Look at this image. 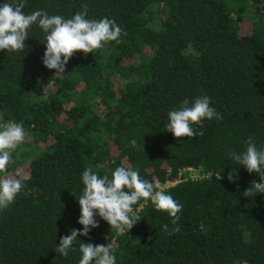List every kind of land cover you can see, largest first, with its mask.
I'll use <instances>...</instances> for the list:
<instances>
[{"label":"trees","instance_id":"1","mask_svg":"<svg viewBox=\"0 0 264 264\" xmlns=\"http://www.w3.org/2000/svg\"><path fill=\"white\" fill-rule=\"evenodd\" d=\"M85 3L87 18L123 30L119 43L76 52L59 75L42 63L37 25L24 52L0 50V122L27 133L8 166L23 187L0 211V264H79L81 242H111L116 264H264V193L243 196L260 177L229 155L249 137L264 148V0H27L23 11L71 18ZM201 95L223 119L174 138L169 111ZM118 166L160 185L182 171L164 187L182 205L179 221L141 200L128 233L96 216L98 227L60 257V237L82 229V172Z\"/></svg>","mask_w":264,"mask_h":264},{"label":"clouds","instance_id":"2","mask_svg":"<svg viewBox=\"0 0 264 264\" xmlns=\"http://www.w3.org/2000/svg\"><path fill=\"white\" fill-rule=\"evenodd\" d=\"M26 2L11 0L0 4V50L24 52L28 30L37 25L45 33L42 63L47 69L55 70V74L65 72V66L76 52L86 55L102 48L107 42H120L123 30L107 17L99 20L87 18L86 3L71 18H65L49 15L46 10L26 14L23 11ZM210 105L211 98L206 95L197 96L191 101L185 98L178 109L169 111L166 131L176 139L202 136L204 120L223 119L222 114ZM193 125L201 130L197 132ZM26 135L23 122H0V211L14 203L22 190V179L10 175L8 166L13 162V153L25 142ZM245 144L244 151H232L229 155L249 173L259 175L260 182H255L254 186L243 192V196L253 197L257 193H264V148L258 149L251 137ZM235 173L229 171L227 179L230 182L235 183ZM222 178L221 175L216 177L217 180ZM81 181L83 191L78 199V223L82 229H71L69 234L60 237L55 249L60 257L68 256L78 236H88L91 229L98 227L96 216L106 221L117 233H128L141 219L136 215L138 207L144 206L139 203L141 200L145 203L150 201L157 211L166 212L172 218L173 225L180 219L182 205L167 194L163 185L141 178L139 171L131 167L118 166L110 175L104 176L86 168L81 174ZM162 230L168 231V225H163ZM114 250L115 245L111 242L107 245L81 242L79 264H116ZM235 264H249V261L241 259Z\"/></svg>","mask_w":264,"mask_h":264},{"label":"built area","instance_id":"3","mask_svg":"<svg viewBox=\"0 0 264 264\" xmlns=\"http://www.w3.org/2000/svg\"><path fill=\"white\" fill-rule=\"evenodd\" d=\"M185 171H189L191 174H190V176L191 177H196V174H192V168L191 167H187L186 169H185ZM182 179V171H179V173H178V177L175 179V180H173V181H167L164 185H163V187H166V186H169V185H173V184H175L176 182H178V181H180Z\"/></svg>","mask_w":264,"mask_h":264}]
</instances>
